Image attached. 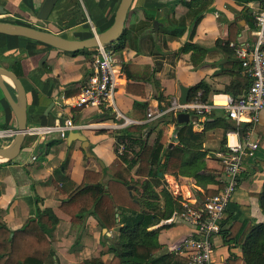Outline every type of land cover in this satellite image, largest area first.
<instances>
[{"label": "crops", "instance_id": "obj_1", "mask_svg": "<svg viewBox=\"0 0 264 264\" xmlns=\"http://www.w3.org/2000/svg\"><path fill=\"white\" fill-rule=\"evenodd\" d=\"M44 1L0 0V6L6 11L0 15V20L38 27V14ZM199 1H134L125 25L128 39L126 48L116 53L118 67L123 74L116 106L125 117L137 122L132 125L140 128V133L135 136L141 137L144 145H153L158 133L163 131L162 143L169 148L177 144V126L165 120L178 115L172 114L149 123V110H166L174 101L181 102L182 87L191 90L200 82H205L211 92L209 101L201 103H213L217 109L206 117L197 115L195 118L191 115L189 123L193 124L195 132L204 134L201 151L205 156L202 161L207 164L206 172L215 176V180L197 182L192 177L160 173L162 181L155 188L159 195V209H164L166 192L177 199L175 215L184 205L200 204L210 192L216 193L222 189L223 159L220 155L226 153L228 144L243 142L245 135L250 132L252 141H259L260 147L254 157L245 160L240 185L226 213L224 220L227 222L223 227L230 229L234 223L246 221L253 225L264 224V213L258 197L264 189V111L259 123H242L238 127L222 109L225 97L226 100L232 97L226 92L231 84L245 86L251 80L233 46L243 48L254 41V13L259 1L211 0L209 10L205 12L192 41L202 51L181 52V48L189 42L190 29L180 26L179 20L188 13L186 3L197 5ZM120 2L59 0L45 29L72 40L88 39L94 34L93 29L98 34L113 25ZM66 16L67 19L62 23ZM91 61L92 55L89 53H66L30 39L0 34V66L10 69L15 63L20 65V79L27 93L28 129L56 126L65 119H72L77 125H86L81 130L69 132L66 139L60 138L58 134L44 137L28 134L25 148L16 160L11 164L0 161L2 219L11 230L16 231L36 214V196L43 199L41 208L53 209L60 219L52 236L53 250L60 264H84L98 257L109 264L114 254L109 252L108 245L118 247L117 230L109 231L101 227L97 217L90 216L84 230L74 226L71 218L60 209L72 188L64 195L53 184L55 171L63 165L65 176L76 188L82 184L86 170L103 172V182H107L123 164L117 153V133L128 128H117L123 120L117 119L112 113H108L109 117L105 118V113L93 108L74 110L75 97L80 94L81 85L91 72ZM125 65L135 75V79H128L123 70ZM154 68V79L149 81L147 75ZM6 83L16 97L15 86L9 80ZM131 83L143 86L145 95L129 94L127 86ZM67 92L77 94L68 97ZM136 102L148 104L145 117H142L139 107L135 108ZM228 124L235 128L226 132ZM241 128L245 131L242 132ZM9 130L12 134L0 138V147L9 146L18 133L17 118L0 89V132ZM82 136L89 144L87 149H84ZM140 148L139 145H133L128 150L126 145L129 159H137L135 154ZM195 152L188 148L184 161H189ZM137 167L132 170L130 182L132 187H136L133 193L139 197L142 185L150 179L136 175ZM163 225L153 228H161L158 239L162 250L155 260L175 256L182 261H189L185 253L176 254L172 249L192 237L194 229L180 222H174L166 228ZM214 243L212 264H229L232 257L241 260L235 264H245L243 246H229L220 235ZM184 251H188V246Z\"/></svg>", "mask_w": 264, "mask_h": 264}, {"label": "trees", "instance_id": "obj_2", "mask_svg": "<svg viewBox=\"0 0 264 264\" xmlns=\"http://www.w3.org/2000/svg\"><path fill=\"white\" fill-rule=\"evenodd\" d=\"M210 5L211 0H201L197 5L186 3L188 13L179 20V24L182 27H189V42L181 48V52L194 51L196 53L202 51L192 41L197 27L205 12L209 10ZM67 17H64L61 22L64 23ZM16 24L35 27L24 23ZM93 36L94 34L89 38ZM127 40V30L125 29L122 37L112 45H108V47L115 53L122 52L126 48ZM94 51L95 49L85 50L76 54L89 53V55H92ZM239 64L242 70L243 67L241 63ZM10 69L19 78L22 76L19 63H15ZM123 70L129 80L135 79V75H132L128 66L125 65ZM155 72V68L151 73L149 72L147 75L149 81L154 79ZM250 84L251 80L245 86L240 83H232L226 92L232 95L234 99H238L248 91ZM127 92L133 95H145L143 86L132 83L127 86ZM210 92L209 86L205 82H200L191 88L188 102H208ZM66 94L68 97H73L77 93L67 92ZM138 107L142 117H145L148 104L136 102L135 108ZM81 109L83 108L76 107L74 110ZM189 114L197 118L195 113L190 112ZM108 115L110 114L105 113V118H108ZM166 121L177 126L175 135L177 144L169 148L162 143L163 131L158 133L153 145L148 143L144 145L142 138L135 136V134L140 133V128L136 126L118 131V146L125 144L128 150L133 145H139L141 148L135 154L137 159H129L128 151L120 155L117 150L123 164L107 182H103L105 177L103 172L86 170L82 184L75 188L71 180L65 176L63 170L65 165L54 173L53 184L60 193L67 195L69 189L72 188L71 193L62 201L60 209L71 218L74 226L84 230L88 218L94 216L98 218L101 227L109 231L117 230L118 247L112 244L108 245L109 252L114 254V258L109 264H176L175 262L189 264V261H182L175 256H164L155 260L156 255L162 250V245L158 239L161 228H153L160 224H164V228L174 224V222L169 221L174 216L177 201L169 192H166L165 206L163 210H160L157 203L159 195L155 188L162 181L160 173L192 177L197 182L214 181L215 176L206 172L207 164L202 161L205 156V153L201 151L204 134L195 132L192 123L180 124L178 116H173ZM234 128L230 124L225 127L226 132ZM241 131L244 132L245 130L241 128ZM188 148L194 149L196 152L189 161L185 162L183 158ZM12 162L4 164H11ZM135 166H138L136 175L150 179L142 185V192L139 197L133 193L136 187H132L133 185L130 182L132 170ZM220 190L221 188L216 193L210 192L209 196L216 195ZM1 195L0 192V198ZM258 197L264 213V189ZM35 202L36 214L16 231L11 230L2 219L0 208V264H60L53 250L52 242L53 233L60 219L53 209L41 208L44 201L39 196H36ZM225 222L227 220H223V226ZM219 235L229 246H243L245 264H264V224L253 225L250 221L236 222L230 229L223 228ZM235 262H241V260L235 257L230 258L229 264H235ZM84 264L106 263L98 257L87 260Z\"/></svg>", "mask_w": 264, "mask_h": 264}, {"label": "built area", "instance_id": "obj_3", "mask_svg": "<svg viewBox=\"0 0 264 264\" xmlns=\"http://www.w3.org/2000/svg\"><path fill=\"white\" fill-rule=\"evenodd\" d=\"M254 19L256 29L252 44L243 48L233 46L236 48L238 58L242 60L243 67L249 73L251 85L244 95L238 99L229 97L222 106L228 118L235 121L238 127L242 123H259L264 111V0L259 1ZM93 32L97 35L94 29ZM90 68L91 72L81 85L80 94L75 97L74 108H93L102 113H112L117 119L123 120L117 128L137 124L120 113L116 106L117 92L123 77L118 67L116 53L108 46L95 48ZM216 109L213 103L195 101L183 104L176 100L166 110L150 109L147 121L151 123L172 114L190 112L206 117ZM85 127L86 125L75 124L72 119H65L56 126H39L28 129L27 135L44 137L58 134L60 138L66 139L69 132ZM11 134V130L0 132V138ZM259 147L260 142L252 141L250 132L245 135L243 142L227 145L226 153L220 155L223 159L222 189L216 195L206 196L200 204L184 205L169 221L184 223L195 231L192 237L183 240L179 247L173 248V253H185L189 264H212L215 250L214 240L224 228L222 223L239 188L245 160L248 157H254ZM117 150L122 155L126 151V145L120 144ZM186 246H188L187 252L184 251Z\"/></svg>", "mask_w": 264, "mask_h": 264}, {"label": "water", "instance_id": "obj_4", "mask_svg": "<svg viewBox=\"0 0 264 264\" xmlns=\"http://www.w3.org/2000/svg\"><path fill=\"white\" fill-rule=\"evenodd\" d=\"M135 0H121L119 8L115 15L113 25L104 32L98 33L91 38L84 40H72L65 38L58 33L51 32L45 29L46 22L50 19L59 0H45L38 14V27H29L25 25L4 22L0 20V34L22 37L30 39L53 49L66 52L77 53L85 50H92L99 46L112 45L119 40L125 32V25L129 18V12ZM245 2H258L260 0H242ZM5 10L0 6V15L5 14ZM45 57L44 60H46ZM6 80L12 82L15 86L16 97L12 94ZM0 89L3 92L6 100L10 104L18 122V133L12 143L7 147H0V160L10 162L16 160L22 153L25 145L28 131V101L27 93L21 79L17 74L5 67L0 66ZM190 89L187 87L181 88V102L188 103ZM191 116L189 113H180L178 121L180 124L189 123ZM243 126H246L245 124ZM81 141L85 144L84 149H87L89 144L87 139L82 136ZM103 169L104 164L101 162Z\"/></svg>", "mask_w": 264, "mask_h": 264}, {"label": "bare ground", "instance_id": "obj_5", "mask_svg": "<svg viewBox=\"0 0 264 264\" xmlns=\"http://www.w3.org/2000/svg\"><path fill=\"white\" fill-rule=\"evenodd\" d=\"M225 102H226V97H225ZM225 102H224V103H225ZM233 139H234V138H233ZM0 161H2V160H0ZM169 181H170V180H169Z\"/></svg>", "mask_w": 264, "mask_h": 264}]
</instances>
